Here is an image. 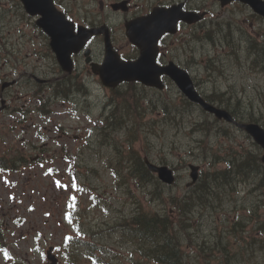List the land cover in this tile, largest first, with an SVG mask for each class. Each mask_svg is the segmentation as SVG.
<instances>
[{"label": "rangeland", "instance_id": "rangeland-1", "mask_svg": "<svg viewBox=\"0 0 264 264\" xmlns=\"http://www.w3.org/2000/svg\"><path fill=\"white\" fill-rule=\"evenodd\" d=\"M206 2L210 3L209 0H206ZM232 10L234 17L237 19H241L247 13L236 7H233ZM226 12L227 9H221L213 4L212 13L215 17L218 15L217 19H225ZM228 12H231V10ZM211 20H214V18L211 17ZM258 25L264 26V23H258ZM234 27L230 22L213 27L211 33L206 35L207 44L212 47L225 45L228 47L229 53H232L235 45L240 40L238 31ZM207 36L210 38H207ZM47 45L48 39L35 27L31 18L24 15L21 7L18 6L17 0H0V74L6 73V77L17 79V85L12 88L8 87L4 91L5 93H12L14 96L24 94L29 88L32 90L35 82L30 76L26 75L25 69L28 73L38 71L42 79L45 78L49 80L48 83H53V78L57 77L58 71L49 66L51 64L53 67L54 64L49 59ZM208 49V47L203 49L198 47L197 55L205 54ZM189 53V49L186 51L180 49V52L175 53L171 52L178 63L187 67L195 75H203L210 82L209 86L207 84L202 85L204 91L205 89L210 90L209 87L216 82L221 70L232 69L231 57H215L209 52L205 67L201 68L200 65L192 62ZM26 54L29 55L28 58L23 57ZM213 54H217L215 48H213ZM14 56L17 57V60ZM209 58H211V61ZM234 66L236 71L241 70L238 63H235ZM20 71L23 74L18 76ZM69 82L70 86L73 85L69 87L71 101H67L68 99H63V102L50 100L49 105L38 104L37 109L41 112L49 109L50 106L49 113L51 114L47 118L41 115L34 117L35 123L39 127L44 123L46 124L48 119L55 125L58 120L68 132L65 136L51 140L58 144L53 151L57 158L52 160L55 172L46 173L49 164L45 161L37 162L32 169L24 168L18 173H11V175H7V172L0 170V233L2 240L5 242L3 248L10 256L17 255L18 261L26 262L25 252H28L38 242L40 232H42V238L46 241L60 242L65 231L74 230L71 222L68 223V226L65 225L67 223L66 211L70 210L72 222L81 216V227L88 234L83 241L105 244L106 247L118 252L122 263L129 264L126 260V256H128L127 244L118 242L117 234H114L113 231L111 233L107 232V228L118 217L129 216L138 207L151 211H162L164 208H170L171 204L168 205L170 196L177 195L180 197L188 189L186 185L189 182V176L186 172L187 164L193 162L203 170L206 168L196 149L193 150L194 154H189L191 147L197 144L194 139L199 136L195 135L192 138L189 136V127L186 126L189 121H186L185 126L180 129L167 124L157 126L160 118L154 121L150 119L158 118V110L155 109L149 115L150 118L139 117L132 122H127L126 118L134 115L136 110V100L134 97L129 96L125 99L123 111L118 115L119 121L114 118L111 122L112 114L109 115L110 117L106 116L107 123H111L107 128V141L97 145V136L99 134L101 136V133L95 129L94 124L99 125L98 122L100 124L102 122L99 120L102 106L107 112L113 113L109 105H103L108 91L102 88L92 89V95L87 100L89 97L87 84L90 86L89 83L86 84L84 80L74 76L69 79ZM244 82L248 88L247 90L253 91L254 80L251 77L244 76ZM67 86V82L65 83L63 80L56 83V88L62 90L68 88ZM38 87L39 85L36 89ZM137 89L140 88L137 87ZM220 92L235 93L230 87H227L225 91L216 90L215 94H221ZM43 93L47 96L52 95L54 91ZM109 93L112 92L109 91ZM136 94L141 99V93L136 91ZM173 94H177V92L170 87L165 96ZM160 96L163 98V103L164 101L168 103L163 95ZM151 97L153 98L154 95ZM257 100L264 103V93L257 94ZM20 101L22 99L11 98V105L13 106ZM151 103L156 104V99H153ZM75 108L78 110L77 114L74 112ZM15 117L17 115H10L6 112L3 120L0 121V134L3 133L8 138L6 145L3 141H0V151L5 150L7 145H16L17 147L19 145V132L17 134L14 129H11V122H8L7 128L3 124L5 119L9 120ZM188 119L190 118L188 117ZM45 130L47 131L46 128ZM220 130L218 127L215 132ZM46 131L43 132L45 135L48 134ZM231 132L232 138L230 141L234 142L237 140L236 131L231 129ZM82 136L88 137L91 145L80 152L77 157L76 148L85 142V137ZM33 139L37 140L35 136H33ZM228 142L219 136H213L207 143L209 149L215 150L221 144L224 145ZM65 143L69 147V151L66 149L67 152L76 156V162L72 157L71 161L63 159V157H67L62 154V149L59 150V146L66 145ZM241 143L245 147H253L248 139L242 140ZM142 145L149 151L150 159L159 162L162 158L169 167L177 172L176 182L173 185L165 188V186L157 184L159 188L154 189L152 182H146L145 184L142 183L140 187L130 178L126 183L128 186L117 184V180L112 175L110 166H108L110 165V159L112 161L122 159L123 156L119 147H135L143 155ZM209 152L210 150H208ZM202 153L200 151V154ZM10 154H13V152H10ZM71 171H75L77 174L80 188L74 184L75 179L73 177V183L71 184ZM255 175L254 182L257 183L261 177ZM57 181H59V185ZM240 187L238 186L239 190ZM209 191L211 193L209 194L211 195L210 200L217 202L218 198L214 194L213 188ZM72 192L76 194L75 207H70L68 196ZM98 196L104 201L106 207L95 204L94 197ZM230 196H232L230 200L223 198L220 204L216 203L214 206L208 205L207 208L195 207L192 217L195 226L191 228V234L198 233L197 238L200 240L206 238L204 241L206 244L201 245V249L208 247L209 238L212 236H223V240L228 243L226 246L228 254L234 257L237 261L236 264H254V259L259 264H264V252H258V249L254 248L251 243L245 242L241 226H232L233 220H236V217L233 220L231 219L233 208L238 206V214L243 217L247 215L251 203L254 202L251 201L252 198L250 197L243 198V194H240V192ZM17 198L20 201L13 203ZM47 212L50 213L49 217ZM176 212L172 209L173 217H175ZM14 218H18V221ZM81 227L77 230L80 231ZM89 227H92V232ZM99 229H103L104 232L90 234ZM44 244L42 242V245ZM86 247L87 244L78 246L79 264H88L86 258H84L87 252ZM72 249L71 253L74 252ZM241 249L243 250L242 256L240 255ZM195 250L196 246H188L185 243L183 247L184 261H187L188 264H205L202 258L197 257ZM93 252L97 257L102 256L96 250ZM58 253L61 254V252ZM30 254L33 253L30 252ZM255 255L257 256L255 257ZM135 258L136 264H139L137 261H144V264H154L147 260L148 258L142 256L137 258L135 255ZM208 262L209 264H215L216 260H208ZM0 263H2L1 260Z\"/></svg>", "mask_w": 264, "mask_h": 264}, {"label": "trees", "instance_id": "trees-1", "mask_svg": "<svg viewBox=\"0 0 264 264\" xmlns=\"http://www.w3.org/2000/svg\"><path fill=\"white\" fill-rule=\"evenodd\" d=\"M190 104H188L189 106ZM178 111V113L180 112L179 109H176ZM165 115H166V119L167 120H174V118L176 119V114L171 115L172 110L165 108ZM179 117L184 118V114L180 113L178 114ZM195 126L200 127V125H202L200 128V131L203 130L205 128V125L202 121L199 120V118L197 119V121L194 124ZM194 149H196L197 151L202 150L203 146H201L200 144H196L193 147H191V151H193ZM237 161V159H235ZM135 165L133 167V171L131 173L132 176H135V178L139 179L142 183H143V178L148 180V176L147 174H149L146 170V168L142 165H140V163L137 160H134ZM239 168L245 173V175L249 178L250 176H254V180L256 179V175L253 173L252 171V166L249 162H240L238 164ZM261 179L259 182H257L256 184L260 187H264V176H260ZM218 178L220 181H224L227 184H230L229 179L224 176V175H218ZM202 177H200L198 179L197 182H199V180H201ZM196 182V183H197ZM195 183V184H196ZM157 184H155V188H159L157 187ZM194 184V185H195ZM203 185V187H205V189H207L208 193H210V189L213 188V186L211 184L208 183V181L206 182H202L201 183ZM193 188V187H192ZM192 188H189L188 191H190ZM197 191L194 190L190 193V196L194 199L197 200ZM209 195L205 192L204 193V198H206L207 200H210V197H208ZM180 204H187L189 203L188 199H183L182 202L181 200L179 201ZM152 216V215H151ZM150 216V217H151ZM136 224L139 227L138 231H135V233L140 232V233H144L148 236H152V246L151 248L148 250V252L143 255L142 257L145 258H151V256L156 252V250L158 248H162V246H164L169 237H170V232L173 228V224L164 222V220H157V218L151 217V219H148L146 217H142L141 219H138V217H134ZM154 221V223H153ZM158 226V231L156 232L157 234H155V226ZM156 226V227H157ZM154 235V236H153ZM198 237V233H193V234H189L185 239H183V243H187L189 246H196L198 247V250H200V246L201 245H205L206 242L205 239L206 238H202L201 240L197 238ZM179 261V256L178 255H173L171 257H168L162 261L159 262V264H177V262Z\"/></svg>", "mask_w": 264, "mask_h": 264}, {"label": "water", "instance_id": "water-1", "mask_svg": "<svg viewBox=\"0 0 264 264\" xmlns=\"http://www.w3.org/2000/svg\"><path fill=\"white\" fill-rule=\"evenodd\" d=\"M27 10L30 13H41L43 18L39 24L44 28L49 35L52 36L51 45L56 51L58 58L65 67L68 63L67 56L71 50V46L68 43L65 45L59 44L54 36L56 32L65 30V26L58 20L61 19L59 14L54 10L50 0H23ZM144 42L140 43V46H145ZM108 67L107 74L104 69ZM103 71H100V76L104 84H113L124 79H145L148 80L146 75L152 74L154 69L152 68L151 56L145 51L142 53L141 58L134 64H112V62H106L103 66Z\"/></svg>", "mask_w": 264, "mask_h": 264}, {"label": "bare ground", "instance_id": "bare-ground-1", "mask_svg": "<svg viewBox=\"0 0 264 264\" xmlns=\"http://www.w3.org/2000/svg\"><path fill=\"white\" fill-rule=\"evenodd\" d=\"M211 33V29L210 30H208L207 32H206V35H208V34H210ZM207 38H210L209 36H207ZM240 38V37H239ZM241 39V38H240ZM84 59H86V60H88V61H91V59H90V55H88V56H84ZM207 60H208V58H207ZM209 60L211 61V58H209ZM25 72H26V74L28 73L27 72V69H25ZM72 76L71 75H65L64 73H62V72H60V71H58V73H57V77H54L53 79H54V81H55V85H56V83L59 81H61V80H63L65 83L67 82V84H68V88H64L63 90L62 89H60V88H56L57 89V91L59 92V93H62V94H70V89H69V87H71V86H73V85H71L70 86V82H69V79L71 78ZM137 92H140L141 93V99H146V96H145V94H144V92L143 91H141V90H139V91H137ZM143 92V93H142ZM137 95V94H136ZM152 95H154V97L152 98L151 96ZM152 95L149 97V100H150V102H152V100L153 99H156V104H164V105H161L159 108H158V118H160L162 121H163V123L164 124H167V125H173V123H174V121L176 120L175 118H174V120H167L166 119V115H165V108H167V110L168 109H171L172 110V113H171V115H173V114H176V116L178 115V114H180V113H183L184 114V118H187V117H189L190 118V121H191V123H192V125H193V127L196 129V130H198V131H200V127L202 126V125H200V127H198V126H195L194 124H195V122L197 121V119H198V116L196 115V114H189V106L188 107H183V108H180L179 109V113H178V111L175 109V108H172V107H170L169 105H167L168 103L166 102V101H164V103H163V98L160 96V95H162V94H160V93H158V92H154V93H152ZM155 95H157V97H155ZM201 98V94H199V95H197L196 97H194V99L192 100V102H190L189 104L191 105L193 102H196V101H198L199 99ZM42 104H47L48 105V103L47 102H43ZM107 108H108V106H107ZM49 111V109H46V110H44L43 112H48ZM107 117H110L109 115L107 116ZM109 124H111V123H109ZM94 133H95V131H93ZM93 133V134H94ZM100 135V134H99ZM98 135V136H99ZM200 151H202L203 153L202 154H200ZM189 154H194L193 153V151H191V149H190V151H189ZM198 154H199V156H204L205 154H207V152H206V150L204 149V147H203V149L202 150H199L198 151ZM167 167H168V176H167V178H166V183H169V184H171V185H173L175 182H176V178H177V172H175V170L172 168V167H169L168 165H167ZM200 177H202V176H198V178L197 179H199ZM256 178V177H255ZM249 179H251V180H253L254 181V176H250L249 177ZM130 180L131 181H134L135 183H137L138 184V186H142V182L139 180V179H137V178H135V176H132V175H130ZM198 180H196V182H197ZM195 182V183H196ZM229 182H230V180H229ZM156 183H158L160 186L161 185H163V186H165V182H162V181H158V182H156ZM194 183V184H195ZM231 183V182H230ZM194 184H192V185H190L189 187H188V189L189 188H192L193 186H194ZM128 186V185H127ZM187 189V190H188ZM183 200V199H182ZM207 246H209V244H207ZM196 250H198V247H196ZM143 256V255H142ZM145 258V257H144ZM139 264H141L142 262L140 261H137ZM187 262V261H186Z\"/></svg>", "mask_w": 264, "mask_h": 264}, {"label": "snow or ice", "instance_id": "snow-or-ice-1", "mask_svg": "<svg viewBox=\"0 0 264 264\" xmlns=\"http://www.w3.org/2000/svg\"><path fill=\"white\" fill-rule=\"evenodd\" d=\"M57 184L59 185V181H57ZM69 199L72 200V201H74L75 200V197H69ZM70 206H73V205H70ZM68 239H70V238H68ZM5 255H7V254L5 253Z\"/></svg>", "mask_w": 264, "mask_h": 264}, {"label": "flooded vegetation", "instance_id": "flooded-vegetation-1", "mask_svg": "<svg viewBox=\"0 0 264 264\" xmlns=\"http://www.w3.org/2000/svg\"><path fill=\"white\" fill-rule=\"evenodd\" d=\"M203 9H205V8L203 7ZM93 58H95V57L93 55H90V59L93 60Z\"/></svg>", "mask_w": 264, "mask_h": 264}]
</instances>
